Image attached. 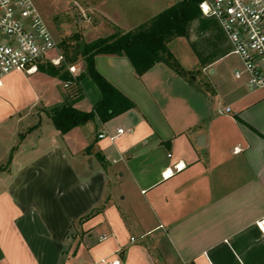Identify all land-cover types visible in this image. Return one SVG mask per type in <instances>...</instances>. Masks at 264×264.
Here are the masks:
<instances>
[{
  "label": "crops",
  "instance_id": "0c3cea01",
  "mask_svg": "<svg viewBox=\"0 0 264 264\" xmlns=\"http://www.w3.org/2000/svg\"><path fill=\"white\" fill-rule=\"evenodd\" d=\"M192 52L190 78L97 55L134 107L65 134L49 116L65 82L41 68L3 78L0 264H264V88L235 77L240 59L228 73V55L202 65ZM80 85L75 106L91 110L100 90L90 76Z\"/></svg>",
  "mask_w": 264,
  "mask_h": 264
},
{
  "label": "trees",
  "instance_id": "16d2710c",
  "mask_svg": "<svg viewBox=\"0 0 264 264\" xmlns=\"http://www.w3.org/2000/svg\"><path fill=\"white\" fill-rule=\"evenodd\" d=\"M200 2L201 0H178L133 29L122 30L115 26V31L109 35L85 42L83 49L80 44L83 40L82 33L76 32L63 39L61 44L67 62L70 65L80 62L83 71L73 76L68 69L64 70L60 66L40 65L41 69L58 76L63 82L71 81L67 87V99L49 112L57 129L65 134L96 117L107 122L134 107V102L97 69L95 57L99 54L124 55L130 59L139 74L147 72L157 63H164L176 73L186 76L168 44L175 38L187 37L191 23L198 21L200 31H211L204 44L191 43L201 64L226 56L229 53L228 47L224 46L226 37L214 19L203 15ZM86 76L92 78L101 93L100 100L88 111L75 106L83 92L80 81Z\"/></svg>",
  "mask_w": 264,
  "mask_h": 264
},
{
  "label": "built area",
  "instance_id": "2783aa9c",
  "mask_svg": "<svg viewBox=\"0 0 264 264\" xmlns=\"http://www.w3.org/2000/svg\"><path fill=\"white\" fill-rule=\"evenodd\" d=\"M199 7L220 26L230 46L228 54L241 60L235 77H245L251 89L264 88V0H201ZM56 49L58 42L33 0H0V87L12 72L32 74L41 64H60L64 56L54 55ZM68 70L73 76L80 72L75 64ZM70 84L66 81L64 85ZM262 223L264 218L258 223L264 231Z\"/></svg>",
  "mask_w": 264,
  "mask_h": 264
},
{
  "label": "rangeland",
  "instance_id": "374dc122",
  "mask_svg": "<svg viewBox=\"0 0 264 264\" xmlns=\"http://www.w3.org/2000/svg\"><path fill=\"white\" fill-rule=\"evenodd\" d=\"M176 1L178 0H33L43 20L58 42V49L54 51V55L56 56L60 54L64 56L61 41L67 36L79 32L80 29L82 30L84 40L107 36L115 31V25L112 23L116 21L114 18L120 16V25L126 29H130L132 26H135L142 20L149 19L153 14L167 8L169 4ZM90 6L105 14L110 20L102 16L99 17L98 14L95 15L89 9ZM90 15L93 17L91 24L85 20ZM65 32H68V34ZM210 35L211 31H200L198 21H193L186 39L180 42H177V40H171L169 42L168 47L175 51L179 59L183 62L182 64L186 65V67H183L179 63L180 67L189 77H193L192 74L201 69L193 63L195 56L193 55L191 46H188V42L190 45L191 42L204 44ZM227 45V41H225L224 46L227 47ZM67 61V58L64 56L60 64L55 66H60L64 70L68 69L70 64ZM239 61L238 56L228 54V56L219 61L218 65H224L228 73H233L234 65ZM45 65L54 64L47 63ZM57 88H62L61 82L59 86L57 85Z\"/></svg>",
  "mask_w": 264,
  "mask_h": 264
},
{
  "label": "water",
  "instance_id": "95a60500",
  "mask_svg": "<svg viewBox=\"0 0 264 264\" xmlns=\"http://www.w3.org/2000/svg\"><path fill=\"white\" fill-rule=\"evenodd\" d=\"M80 44H81V49H83L85 45V41L84 40L80 41Z\"/></svg>",
  "mask_w": 264,
  "mask_h": 264
},
{
  "label": "bare ground",
  "instance_id": "6f19581e",
  "mask_svg": "<svg viewBox=\"0 0 264 264\" xmlns=\"http://www.w3.org/2000/svg\"><path fill=\"white\" fill-rule=\"evenodd\" d=\"M263 227H264V223H262Z\"/></svg>",
  "mask_w": 264,
  "mask_h": 264
}]
</instances>
